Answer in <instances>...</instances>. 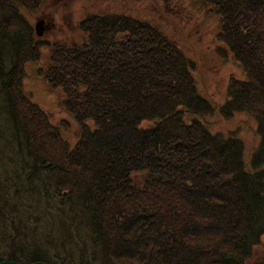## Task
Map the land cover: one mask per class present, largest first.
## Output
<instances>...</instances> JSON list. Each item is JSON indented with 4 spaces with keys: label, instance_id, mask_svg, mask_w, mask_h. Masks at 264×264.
I'll list each match as a JSON object with an SVG mask.
<instances>
[{
    "label": "trees",
    "instance_id": "obj_1",
    "mask_svg": "<svg viewBox=\"0 0 264 264\" xmlns=\"http://www.w3.org/2000/svg\"><path fill=\"white\" fill-rule=\"evenodd\" d=\"M202 1L244 73L229 78L219 111L255 119L249 163L240 138L200 119L216 107L159 26L95 13L77 23L81 42L50 43L23 13L45 0H0V261L247 264L264 245V0ZM43 45L40 74L79 126L73 147L23 89ZM32 209L53 224L27 223L24 213L40 219Z\"/></svg>",
    "mask_w": 264,
    "mask_h": 264
},
{
    "label": "rangeland",
    "instance_id": "obj_2",
    "mask_svg": "<svg viewBox=\"0 0 264 264\" xmlns=\"http://www.w3.org/2000/svg\"><path fill=\"white\" fill-rule=\"evenodd\" d=\"M23 13L33 26L35 36L50 43L81 42L84 34L77 23L95 13L130 15L159 26L192 60L198 91L216 107L212 113L204 114L200 119L208 124L212 132L240 138L244 144V160L249 163L260 140L255 119L243 112L227 115L223 110L219 111L227 100L229 78H244V73L229 52H225L224 46L216 41L220 23L213 6L202 0H45L37 11ZM221 48L224 54L219 52ZM50 49L43 45L41 59L25 64L23 89L47 113L50 121L58 125L62 137L73 147L78 140V123L62 108L61 90L51 88L40 74L41 68L45 69ZM88 123L90 127L93 126L92 122ZM24 198L22 194L17 203ZM58 200L57 197L51 200V210L59 206L56 205ZM29 203L27 201V205ZM34 203L39 205L38 200ZM32 210L36 216L40 214V219L34 221L31 215L24 213L23 218L27 223H35L36 226H33L42 230L53 224L52 216ZM80 234L87 241L83 229H80ZM33 238H29L28 242ZM247 264H264V245L254 247Z\"/></svg>",
    "mask_w": 264,
    "mask_h": 264
},
{
    "label": "water",
    "instance_id": "obj_3",
    "mask_svg": "<svg viewBox=\"0 0 264 264\" xmlns=\"http://www.w3.org/2000/svg\"><path fill=\"white\" fill-rule=\"evenodd\" d=\"M0 264H49V263L44 262V261H34V262H30V263H20V262L14 261V260L4 259V260L0 261Z\"/></svg>",
    "mask_w": 264,
    "mask_h": 264
}]
</instances>
